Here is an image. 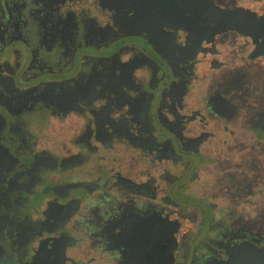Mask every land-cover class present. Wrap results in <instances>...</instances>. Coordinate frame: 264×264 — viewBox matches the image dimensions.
Here are the masks:
<instances>
[{
	"label": "flooded vegetation",
	"instance_id": "obj_1",
	"mask_svg": "<svg viewBox=\"0 0 264 264\" xmlns=\"http://www.w3.org/2000/svg\"><path fill=\"white\" fill-rule=\"evenodd\" d=\"M179 209L263 243L264 0H0V264H179Z\"/></svg>",
	"mask_w": 264,
	"mask_h": 264
},
{
	"label": "water",
	"instance_id": "obj_2",
	"mask_svg": "<svg viewBox=\"0 0 264 264\" xmlns=\"http://www.w3.org/2000/svg\"><path fill=\"white\" fill-rule=\"evenodd\" d=\"M151 215L150 213L149 216ZM175 215L180 218L178 234L180 245L176 247L181 257L179 264H264V222L260 223L263 226L262 229L252 231L257 234L262 233L260 234L262 236L260 239L263 243L260 246H255L251 243L235 242L234 244L224 246H214L218 248L221 255L205 253L202 250L195 254H189L183 251V241H185L189 231L193 232L196 229L197 220L193 214L184 209L175 211ZM188 218L192 220L190 221ZM186 225L189 227L186 228Z\"/></svg>",
	"mask_w": 264,
	"mask_h": 264
}]
</instances>
